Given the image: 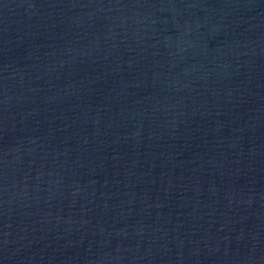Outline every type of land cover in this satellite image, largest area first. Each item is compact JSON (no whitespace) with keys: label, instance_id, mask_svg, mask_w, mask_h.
Here are the masks:
<instances>
[{"label":"water","instance_id":"95a60500","mask_svg":"<svg viewBox=\"0 0 264 264\" xmlns=\"http://www.w3.org/2000/svg\"><path fill=\"white\" fill-rule=\"evenodd\" d=\"M0 264H264V0H0Z\"/></svg>","mask_w":264,"mask_h":264}]
</instances>
